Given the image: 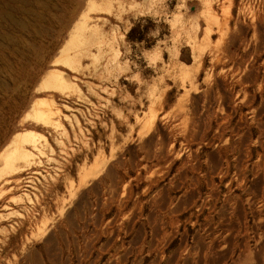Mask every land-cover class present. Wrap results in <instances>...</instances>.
I'll return each mask as SVG.
<instances>
[{"label": "rangeland", "instance_id": "1", "mask_svg": "<svg viewBox=\"0 0 264 264\" xmlns=\"http://www.w3.org/2000/svg\"><path fill=\"white\" fill-rule=\"evenodd\" d=\"M259 99L264 0H0V264H101Z\"/></svg>", "mask_w": 264, "mask_h": 264}, {"label": "crops", "instance_id": "2", "mask_svg": "<svg viewBox=\"0 0 264 264\" xmlns=\"http://www.w3.org/2000/svg\"><path fill=\"white\" fill-rule=\"evenodd\" d=\"M230 102L246 110L204 142L188 170L135 199L163 218L165 236L175 229L181 237L161 264H264V159L256 161L264 157V99Z\"/></svg>", "mask_w": 264, "mask_h": 264}, {"label": "built area", "instance_id": "3", "mask_svg": "<svg viewBox=\"0 0 264 264\" xmlns=\"http://www.w3.org/2000/svg\"><path fill=\"white\" fill-rule=\"evenodd\" d=\"M256 159L260 161L264 157ZM126 216L127 226L117 227L113 236V252L101 264H161L168 246L173 242H180L178 230L173 229L165 236L163 218L150 215L141 204ZM120 219L119 223L123 220ZM187 240L191 242L189 238Z\"/></svg>", "mask_w": 264, "mask_h": 264}, {"label": "bare ground", "instance_id": "4", "mask_svg": "<svg viewBox=\"0 0 264 264\" xmlns=\"http://www.w3.org/2000/svg\"><path fill=\"white\" fill-rule=\"evenodd\" d=\"M21 8V7H20ZM19 9V8H18ZM23 10V9H22ZM10 17V16H9ZM6 19V18H5ZM12 18L10 17V20H11ZM14 21V20H13ZM10 22V21H9ZM78 41H81V40H78ZM55 70H53L51 73H49V77H54V79L53 80H50L49 82H48V84H49V86H53L54 84H58V83H62V82H64V77L63 76H61V75H58L57 74V72H54ZM47 73V72H46ZM47 75H48V73H47ZM51 101V100H50ZM49 101V102H50ZM56 111H55V108H53L52 106H48V107H45V108H43L42 110H40V112L39 113H42V114H46V115H48V116H51L53 113H55ZM60 115V114H59ZM33 146H35V144H33Z\"/></svg>", "mask_w": 264, "mask_h": 264}]
</instances>
